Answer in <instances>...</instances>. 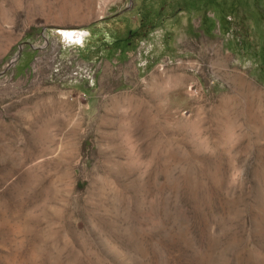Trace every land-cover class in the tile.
<instances>
[{
    "label": "rangeland",
    "instance_id": "1",
    "mask_svg": "<svg viewBox=\"0 0 264 264\" xmlns=\"http://www.w3.org/2000/svg\"><path fill=\"white\" fill-rule=\"evenodd\" d=\"M0 264H264V0H0Z\"/></svg>",
    "mask_w": 264,
    "mask_h": 264
},
{
    "label": "bare ground",
    "instance_id": "2",
    "mask_svg": "<svg viewBox=\"0 0 264 264\" xmlns=\"http://www.w3.org/2000/svg\"><path fill=\"white\" fill-rule=\"evenodd\" d=\"M60 33H61L62 38H64L67 44L69 45L77 44V43L82 44L83 39L86 36L85 31H72L71 29L62 30Z\"/></svg>",
    "mask_w": 264,
    "mask_h": 264
},
{
    "label": "water",
    "instance_id": "3",
    "mask_svg": "<svg viewBox=\"0 0 264 264\" xmlns=\"http://www.w3.org/2000/svg\"><path fill=\"white\" fill-rule=\"evenodd\" d=\"M44 36H45V38H47V35H44ZM32 46L35 48L34 45H32ZM21 49H22V46L20 47V52H21ZM20 52L17 53L16 58L20 55ZM15 60H16V59H14V60L10 63V66H12V65L15 63ZM10 66H9V67H10ZM9 67H8V68H9ZM8 68H7V69H8Z\"/></svg>",
    "mask_w": 264,
    "mask_h": 264
}]
</instances>
